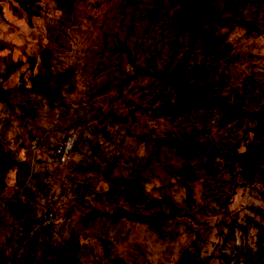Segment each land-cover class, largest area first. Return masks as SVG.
Masks as SVG:
<instances>
[{
    "label": "rangeland",
    "instance_id": "1",
    "mask_svg": "<svg viewBox=\"0 0 264 264\" xmlns=\"http://www.w3.org/2000/svg\"><path fill=\"white\" fill-rule=\"evenodd\" d=\"M238 1L230 2L229 12L255 19L264 32V2ZM19 2L38 14L27 15ZM175 8L173 0H0V82L9 104L5 109L0 103V140L37 175L25 180L33 198L17 184L23 172L6 175L7 193L13 186L21 190L26 211L14 217L8 198L0 196V264H43L44 250L59 254L65 241L76 244L77 264H99L104 251L126 264H170V246L176 258L182 253L179 246L191 252L200 246L205 258L212 248L205 249L208 242L219 240L216 224L221 219H234L237 226L222 249L230 264L237 261L238 246L254 245L256 230L245 215L257 219L249 206L264 209L255 192L237 188L230 213H217L209 189H221L222 180H209L208 187L198 160L187 166L169 149L150 144L192 133L195 126L205 131L200 148H222L228 130H218L219 113L205 105L189 114L188 123L182 119L183 125L175 127L154 110L173 101L172 90L154 77L132 75L143 67L159 71L168 65L170 71L178 63L187 65L183 73L189 74L195 64L199 68L193 70L214 93H234V98L241 95L240 86L264 85V33L248 34L234 26L221 46L225 53H205L185 31L180 33L172 18ZM206 29L220 27L209 23ZM221 79L227 82L224 88L217 84ZM70 132L78 141L60 162L52 148ZM177 170L195 196L192 213L199 223L187 221L193 231L184 227L182 215L165 224V235L153 236L97 216V211L120 206L133 210L110 189L136 177L148 181L153 194H171L175 208L184 212ZM40 186L43 191L35 190ZM47 211L56 216L49 231L28 242L26 217Z\"/></svg>",
    "mask_w": 264,
    "mask_h": 264
},
{
    "label": "trees",
    "instance_id": "2",
    "mask_svg": "<svg viewBox=\"0 0 264 264\" xmlns=\"http://www.w3.org/2000/svg\"><path fill=\"white\" fill-rule=\"evenodd\" d=\"M177 8L172 13V18L177 20V27L180 33L186 32L189 41L198 43L203 47V52L209 53L211 50L218 49L216 52L221 54L224 50L221 46L225 44L228 32L232 27L238 26L248 34H263L258 29L256 21L242 15H232L230 2L232 0H173ZM247 2L251 5L261 6L264 0H239ZM20 6L21 3L19 2ZM27 15H37L38 10L32 7L21 6ZM230 10V12H229ZM214 24L220 27L218 30L209 31L206 24ZM223 27H227L223 30ZM227 53V52H226ZM45 58H42V60ZM151 71L147 68H138L132 75L134 78L141 76H151L156 78L163 86L172 90L174 96L172 102L161 103L154 108L156 112L164 114L167 121L175 127L183 125V121L189 122L188 116L198 108L211 105L219 113L218 130H228L226 141L222 148L211 145L208 148H200L201 141L205 131L197 127L192 128V133L181 134L173 138L161 137L150 141L155 148H166L171 153L180 158L182 164L189 165V162L198 160V168L201 171L203 183L209 187L207 181L222 180L219 183L221 189L214 191L209 189V194L217 202V213L228 214L229 204L236 195L237 188L247 189L255 192V195L264 203V85L260 88H250V84L240 86L241 95L237 97L234 93L222 95L214 93L209 82L199 72L193 70L199 67L194 64L188 73H183L186 68L180 63L172 70ZM195 73L194 78L191 77L192 72ZM6 77V74H5ZM252 81V78H249ZM34 81V80H33ZM218 86L224 88L227 82L221 79ZM4 92L0 82V103L9 107V104L2 97ZM184 128V127H183ZM185 133V131H181ZM223 135H221V138ZM178 138V139H177ZM55 146V145H54ZM54 148V147H53ZM52 148V150H53ZM25 161L18 159L9 148L3 146L0 140V196L4 199L7 209L12 212L14 217L20 218L21 213L26 211V202L19 194L21 190L18 188L11 189L12 193H7L8 184L6 175L11 171L23 172L17 183L22 186V191L26 192L30 197L35 196V192L26 185V179L33 175L31 171L24 168ZM35 178L37 175H33ZM174 179L178 186L183 189V199L185 201V211L177 210L173 203L171 194H153L148 181H140L137 177L132 183H123L120 187L113 186L111 192H115L119 198H123L129 208L125 209L120 206L113 212L97 211V216L104 217L112 223L120 222L124 226L130 228L143 229L147 235L153 236L155 233L163 234L165 224L168 221H176L179 215H182L184 227L188 231H193L194 227L187 221L199 223L193 214V199H195L191 184L185 181L179 174L174 173ZM43 191L44 187L40 186L35 190ZM15 197V199H11ZM17 198V199H16ZM257 219L245 215L247 221L255 228L254 245H245L237 247L235 261L232 264H264V209H254L249 206ZM55 214H49V211L41 213L40 216L34 218L33 214L26 217L27 228L25 234L28 242L37 238L43 232L49 231L53 224ZM50 220V222L37 229V224ZM218 241L208 242L212 248L209 254L202 258L201 247L195 246V251H188L186 247L179 246L182 252L176 258V249L174 246L168 247V261L170 264H230L232 261L222 251L228 237L234 232L236 226L235 220L221 219L217 222ZM104 245V244H103ZM76 244L71 241H65L62 244V250L59 254H51L48 250H44L43 264H77ZM107 257L105 264H126L124 259L118 256L111 257L108 252L104 251L98 256V263L102 264Z\"/></svg>",
    "mask_w": 264,
    "mask_h": 264
},
{
    "label": "built area",
    "instance_id": "3",
    "mask_svg": "<svg viewBox=\"0 0 264 264\" xmlns=\"http://www.w3.org/2000/svg\"><path fill=\"white\" fill-rule=\"evenodd\" d=\"M78 141V136L75 132H70L62 141L57 142L52 150V153L59 159L60 162H64L70 152L75 147ZM50 220L43 221L37 224V229H41L47 225Z\"/></svg>",
    "mask_w": 264,
    "mask_h": 264
}]
</instances>
